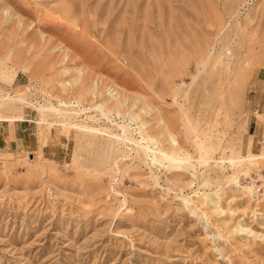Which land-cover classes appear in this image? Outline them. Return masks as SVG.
<instances>
[{
    "label": "rangeland",
    "instance_id": "rangeland-1",
    "mask_svg": "<svg viewBox=\"0 0 264 264\" xmlns=\"http://www.w3.org/2000/svg\"><path fill=\"white\" fill-rule=\"evenodd\" d=\"M262 75L264 0H0V264H264Z\"/></svg>",
    "mask_w": 264,
    "mask_h": 264
},
{
    "label": "crops",
    "instance_id": "crops-1",
    "mask_svg": "<svg viewBox=\"0 0 264 264\" xmlns=\"http://www.w3.org/2000/svg\"><path fill=\"white\" fill-rule=\"evenodd\" d=\"M258 116L262 117L261 122ZM246 133L253 139L264 135V75L252 82L249 91ZM42 154L45 156V149L42 150Z\"/></svg>",
    "mask_w": 264,
    "mask_h": 264
},
{
    "label": "bare ground",
    "instance_id": "bare-ground-1",
    "mask_svg": "<svg viewBox=\"0 0 264 264\" xmlns=\"http://www.w3.org/2000/svg\"><path fill=\"white\" fill-rule=\"evenodd\" d=\"M186 98V97H185ZM5 101V100H3ZM183 108V107H182ZM180 110V109H179ZM104 115V114H103ZM259 118V121L261 122L262 121V117L261 116H258ZM180 121V120H179ZM133 138V137H132ZM131 137L129 138V142L133 143L135 146L137 147H140L144 157H146V149L139 143H137L136 141H134V139H132ZM139 149V150H140ZM243 161H244V164H243V167L240 169V171L242 172H247V171H251L252 169L254 170L253 172H257L259 171L260 169V166H264V155H258V156H253V157H247V158H243ZM256 169V170H255ZM249 176V175H248ZM247 177V176H245ZM244 178V176H243ZM228 181L231 182V183H234L235 184V192L237 194H239L240 196L242 195L243 196V199L245 197V194L243 192H239L238 189H243L245 192H247L248 194V197L250 200H252V203L253 204H258V206L261 204V203H264V200L263 201H255L252 194H251V190L245 186H243L241 184V179L239 181L238 177H237V172L229 175L227 177ZM237 188V189H236ZM234 192V191H233ZM214 201L212 200V198H210L209 196L207 198H205V204H213ZM259 210H262V208L259 206ZM252 214H255V210L251 212ZM242 231V230H241ZM232 232H235L233 229L232 230H229L227 231V233H232ZM239 232V231H238Z\"/></svg>",
    "mask_w": 264,
    "mask_h": 264
},
{
    "label": "built area",
    "instance_id": "built-area-1",
    "mask_svg": "<svg viewBox=\"0 0 264 264\" xmlns=\"http://www.w3.org/2000/svg\"><path fill=\"white\" fill-rule=\"evenodd\" d=\"M260 145L264 146V135L260 137ZM241 184L251 190L255 201L264 200V169L252 172L247 177H242Z\"/></svg>",
    "mask_w": 264,
    "mask_h": 264
}]
</instances>
